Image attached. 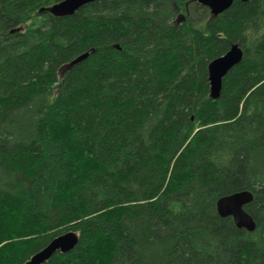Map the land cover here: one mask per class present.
<instances>
[{
    "label": "trees",
    "instance_id": "1",
    "mask_svg": "<svg viewBox=\"0 0 264 264\" xmlns=\"http://www.w3.org/2000/svg\"><path fill=\"white\" fill-rule=\"evenodd\" d=\"M62 1L0 0V264L69 232L44 264H264V0L54 17ZM234 44L212 99L208 66ZM240 192L253 232L217 211Z\"/></svg>",
    "mask_w": 264,
    "mask_h": 264
},
{
    "label": "water",
    "instance_id": "2",
    "mask_svg": "<svg viewBox=\"0 0 264 264\" xmlns=\"http://www.w3.org/2000/svg\"><path fill=\"white\" fill-rule=\"evenodd\" d=\"M97 0H64L48 9V12L57 18L73 15L81 7ZM236 0H197V2L208 8L213 16H217L228 10ZM248 2L249 0H239ZM87 55L73 62V65L84 60ZM243 52L239 45L234 44L230 50L220 58L213 60L208 66L211 98L217 99L222 89L223 78L235 66L241 63ZM253 196L250 192L235 193L218 200L216 206L218 214L223 217H231L238 228L253 232L256 224L253 218L246 212L244 207L251 203ZM78 243V236L74 232L66 233L55 240L44 250L34 255L25 264H44L50 260L59 250L60 253L71 252Z\"/></svg>",
    "mask_w": 264,
    "mask_h": 264
},
{
    "label": "bare ground",
    "instance_id": "3",
    "mask_svg": "<svg viewBox=\"0 0 264 264\" xmlns=\"http://www.w3.org/2000/svg\"><path fill=\"white\" fill-rule=\"evenodd\" d=\"M57 4H58V3H57ZM55 5H56V4H55ZM19 31H20V30H19ZM242 52H243V51H242ZM83 56H85V55H83ZM81 57H82V56H81ZM86 57H87V56H86ZM76 60H77V59H76ZM210 96H211V92H210ZM212 99H213V98H212ZM54 240H55V239H54ZM52 242H53V241H52ZM52 242H51V243H52ZM51 243H50V244H51ZM50 244H49V245H50ZM49 245H48V246H49ZM48 246H47V247H48ZM47 247H46V248H47ZM44 249H45V248H44ZM44 249H43V250H44ZM58 251H59V250H58ZM58 251H57V252H58ZM57 252H56V253H57ZM56 253H55V254H56ZM37 254H38V253H37ZM35 255H36V254H35Z\"/></svg>",
    "mask_w": 264,
    "mask_h": 264
},
{
    "label": "flooded vegetation",
    "instance_id": "4",
    "mask_svg": "<svg viewBox=\"0 0 264 264\" xmlns=\"http://www.w3.org/2000/svg\"><path fill=\"white\" fill-rule=\"evenodd\" d=\"M184 20V19H183Z\"/></svg>",
    "mask_w": 264,
    "mask_h": 264
}]
</instances>
